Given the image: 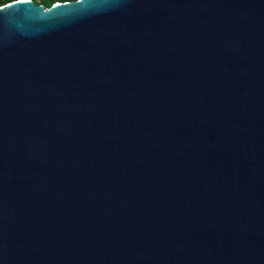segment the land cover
Wrapping results in <instances>:
<instances>
[{"label":"water","instance_id":"obj_1","mask_svg":"<svg viewBox=\"0 0 264 264\" xmlns=\"http://www.w3.org/2000/svg\"><path fill=\"white\" fill-rule=\"evenodd\" d=\"M0 264H264V0L0 5Z\"/></svg>","mask_w":264,"mask_h":264},{"label":"rangeland","instance_id":"obj_2","mask_svg":"<svg viewBox=\"0 0 264 264\" xmlns=\"http://www.w3.org/2000/svg\"><path fill=\"white\" fill-rule=\"evenodd\" d=\"M33 1L36 4H40V5H43L45 7H50V6H47L48 5L47 3H51L52 2V0H33ZM64 1H73V0H61V1L56 0L53 4H56L57 2H64Z\"/></svg>","mask_w":264,"mask_h":264},{"label":"trees","instance_id":"obj_3","mask_svg":"<svg viewBox=\"0 0 264 264\" xmlns=\"http://www.w3.org/2000/svg\"><path fill=\"white\" fill-rule=\"evenodd\" d=\"M13 0H0V5H3V4H6L8 2H11ZM56 0H52L51 3H47L48 5L47 6H51ZM58 1H61V0H58Z\"/></svg>","mask_w":264,"mask_h":264}]
</instances>
